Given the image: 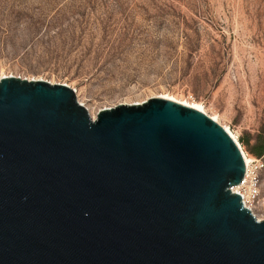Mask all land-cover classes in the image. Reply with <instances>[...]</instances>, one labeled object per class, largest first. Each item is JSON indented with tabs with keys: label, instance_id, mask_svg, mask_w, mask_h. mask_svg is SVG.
Returning a JSON list of instances; mask_svg holds the SVG:
<instances>
[{
	"label": "water",
	"instance_id": "1",
	"mask_svg": "<svg viewBox=\"0 0 264 264\" xmlns=\"http://www.w3.org/2000/svg\"><path fill=\"white\" fill-rule=\"evenodd\" d=\"M236 142L155 97L93 120L64 84L0 79V264H264Z\"/></svg>",
	"mask_w": 264,
	"mask_h": 264
},
{
	"label": "rangeland",
	"instance_id": "2",
	"mask_svg": "<svg viewBox=\"0 0 264 264\" xmlns=\"http://www.w3.org/2000/svg\"><path fill=\"white\" fill-rule=\"evenodd\" d=\"M3 76L67 85L94 118L155 97L200 104L259 160L264 196L250 152L264 142V0H0Z\"/></svg>",
	"mask_w": 264,
	"mask_h": 264
},
{
	"label": "built area",
	"instance_id": "3",
	"mask_svg": "<svg viewBox=\"0 0 264 264\" xmlns=\"http://www.w3.org/2000/svg\"><path fill=\"white\" fill-rule=\"evenodd\" d=\"M253 160L254 161L250 163L249 171L243 178L241 184L232 187L231 191L241 196L243 205L248 208L257 219L263 220L264 218H258L255 214V210L258 206L264 207V196L260 195L258 188L257 171L261 166H259V160Z\"/></svg>",
	"mask_w": 264,
	"mask_h": 264
},
{
	"label": "bare ground",
	"instance_id": "4",
	"mask_svg": "<svg viewBox=\"0 0 264 264\" xmlns=\"http://www.w3.org/2000/svg\"><path fill=\"white\" fill-rule=\"evenodd\" d=\"M2 78H4V76H3V77H0V79H2ZM163 98H166V99H169V100H172V101L178 102V103H180V104H183V105H185V106H188V107H190V108H193V109H195V110H198L199 112H202L203 114H207V113L205 112L204 108L202 107V105H200V104H192V105H190V104H188V103L180 102V101H178L177 99L172 98V97H163ZM187 104H188V105H187ZM89 115H90V114H89ZM90 117H91L93 120L96 118V117L94 118V117H92V116H90ZM211 119H212L213 121H215V122H218L217 119L214 118V117H211ZM224 129L230 134V136L233 138V140L236 142L237 146H238L239 149H240V152H241V154H242V158H243V161H244V165H245V174H244V177H245L246 174H247L248 171H249L250 163L253 162L254 160H253V159H249V158L245 155L244 151H243L242 148L240 147V145H239L238 141L236 140L235 136H234V135H233L228 129H226V127H224Z\"/></svg>",
	"mask_w": 264,
	"mask_h": 264
},
{
	"label": "trees",
	"instance_id": "5",
	"mask_svg": "<svg viewBox=\"0 0 264 264\" xmlns=\"http://www.w3.org/2000/svg\"><path fill=\"white\" fill-rule=\"evenodd\" d=\"M246 144L249 145V142H247ZM250 152L258 158L262 157L264 155V142L258 141L254 146L250 148Z\"/></svg>",
	"mask_w": 264,
	"mask_h": 264
}]
</instances>
